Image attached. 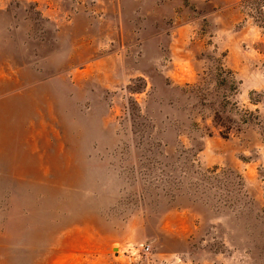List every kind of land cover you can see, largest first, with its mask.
<instances>
[{
    "label": "rangeland",
    "instance_id": "1",
    "mask_svg": "<svg viewBox=\"0 0 264 264\" xmlns=\"http://www.w3.org/2000/svg\"><path fill=\"white\" fill-rule=\"evenodd\" d=\"M0 264H264V0H0Z\"/></svg>",
    "mask_w": 264,
    "mask_h": 264
},
{
    "label": "built area",
    "instance_id": "2",
    "mask_svg": "<svg viewBox=\"0 0 264 264\" xmlns=\"http://www.w3.org/2000/svg\"><path fill=\"white\" fill-rule=\"evenodd\" d=\"M150 247H151L150 244L141 243L138 247L133 245L131 249L134 250V252H140L141 250L148 251L150 249ZM118 251H119V253H122V255H124L123 250L119 249Z\"/></svg>",
    "mask_w": 264,
    "mask_h": 264
}]
</instances>
